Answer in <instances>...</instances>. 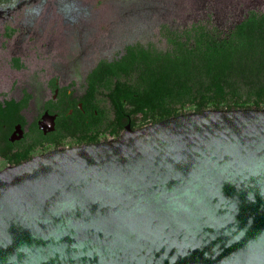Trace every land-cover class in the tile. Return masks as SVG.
<instances>
[{
	"label": "water",
	"instance_id": "obj_1",
	"mask_svg": "<svg viewBox=\"0 0 264 264\" xmlns=\"http://www.w3.org/2000/svg\"><path fill=\"white\" fill-rule=\"evenodd\" d=\"M0 264H264V108L130 120L6 166Z\"/></svg>",
	"mask_w": 264,
	"mask_h": 264
},
{
	"label": "rangeland",
	"instance_id": "obj_2",
	"mask_svg": "<svg viewBox=\"0 0 264 264\" xmlns=\"http://www.w3.org/2000/svg\"><path fill=\"white\" fill-rule=\"evenodd\" d=\"M251 13L264 15V0H0V101L26 99L21 129L36 132L42 111L60 101L52 100L58 83L60 96L81 92L72 101L96 111L91 131L109 140L115 122L107 93L115 78L94 89L87 84L99 62L122 59L129 46L165 52L175 41L192 44L199 33L223 38ZM5 166L0 159V170Z\"/></svg>",
	"mask_w": 264,
	"mask_h": 264
},
{
	"label": "trees",
	"instance_id": "obj_3",
	"mask_svg": "<svg viewBox=\"0 0 264 264\" xmlns=\"http://www.w3.org/2000/svg\"><path fill=\"white\" fill-rule=\"evenodd\" d=\"M193 40L175 41L165 52L129 46L122 59L95 66L87 77L89 88L115 78L107 97L118 131L124 130L123 119L141 128L189 112V107L194 112L264 108V15L249 14L223 38L199 33ZM25 104L26 99L0 101V135L21 122ZM137 115L149 123L136 125ZM92 143L98 140L86 144Z\"/></svg>",
	"mask_w": 264,
	"mask_h": 264
},
{
	"label": "flooded vegetation",
	"instance_id": "obj_4",
	"mask_svg": "<svg viewBox=\"0 0 264 264\" xmlns=\"http://www.w3.org/2000/svg\"><path fill=\"white\" fill-rule=\"evenodd\" d=\"M60 88L58 83L53 86L52 100L55 102L60 99V101L42 111L35 124L36 132L23 131L21 123L18 121L9 126L10 134L6 145H3L1 152L3 156H0L7 166L16 165L17 161L25 162L52 150L82 146L94 137L98 143L104 141L99 138L98 129L91 131L95 128L92 127V119L95 117L96 111L93 108L84 107L82 101L76 104L72 101L73 98L82 97L81 92L67 91L63 96H60ZM67 107L68 109L65 111ZM130 120L123 119L124 130L126 125L130 124ZM114 122V133L110 139H115L124 132L120 129L119 131L122 133L118 134L119 125L115 117ZM131 128L133 127L131 126Z\"/></svg>",
	"mask_w": 264,
	"mask_h": 264
}]
</instances>
